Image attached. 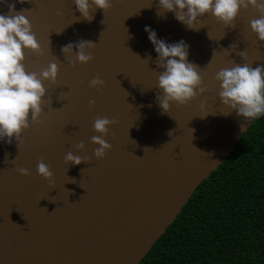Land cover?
<instances>
[{
  "label": "water",
  "instance_id": "water-1",
  "mask_svg": "<svg viewBox=\"0 0 264 264\" xmlns=\"http://www.w3.org/2000/svg\"><path fill=\"white\" fill-rule=\"evenodd\" d=\"M13 2L16 11L29 9L43 49V55L26 50V70L56 62L59 73L55 84L44 81L41 123L24 130L22 144L0 140V264H137L252 121L235 110L225 114L214 77L233 61L243 64L237 53L244 50L246 62L264 65V41L249 24L259 13L241 9L234 28L208 13L204 26L192 30L172 12L157 16L159 0H112L91 22L73 0H0V13ZM145 26L167 43L189 45L188 60L199 66L206 93L163 111L156 101L163 69ZM80 40L96 43L89 49L94 58L73 66L75 56L65 57L61 48ZM93 77L105 81L100 91L89 86ZM97 117L118 121L109 126L112 147L104 158L94 156L98 145L91 143L100 135ZM68 151L90 162L67 163ZM41 157L55 187L37 173Z\"/></svg>",
  "mask_w": 264,
  "mask_h": 264
},
{
  "label": "clouds",
  "instance_id": "clouds-1",
  "mask_svg": "<svg viewBox=\"0 0 264 264\" xmlns=\"http://www.w3.org/2000/svg\"><path fill=\"white\" fill-rule=\"evenodd\" d=\"M19 2L23 4L26 0ZM27 2L31 3L32 0ZM73 2L82 17L89 22L94 19L96 9H102L105 13L112 7V0ZM250 6L259 13L258 18L250 20V29L259 41H264V0H159L157 16L163 17L166 12H172L175 19L185 24L188 29L199 30L200 27L197 28V25L203 27L202 18L210 13L225 27L234 28V21L241 9L247 10ZM8 8L7 14L0 13V140L6 138V142L11 144L14 138L19 145L23 143L24 130L30 128L32 124L41 123L42 105L47 93L44 81L55 84L59 66L56 62H49L48 66L39 72L26 70V50L43 55V49L32 30V23L25 15L29 9L16 11L15 2L8 4ZM56 14L62 15V11L57 9ZM144 30L148 33V39L157 53L155 63L158 68L163 69L157 77L156 88L160 91L157 93L156 101L164 112L169 113L173 103L186 105L208 91L199 66L188 60L189 45L184 40L167 43L159 39L150 26H145ZM95 47L96 43L93 41L80 40L62 46L61 52L65 57L75 56L74 60L69 59V63L74 66L77 62L86 64L93 60L89 49ZM236 47V44L230 46L233 50ZM237 54L245 61L243 64H236L233 61L232 67L221 68L215 74L214 78L219 82L218 97L221 104L229 109L225 114L235 110L236 114L245 120H254L264 115V65L253 67L246 62V50ZM88 83L90 87L100 91L105 81L93 77ZM89 104H95V100H90ZM204 107L205 102H201L200 108ZM116 123L118 121L115 118H95L93 128L95 132L100 133L91 137V143L98 145L94 149L95 157L104 158L107 150L111 149L112 145L105 137L109 135V126ZM84 147L83 141L76 144L78 150ZM64 159L65 162L74 165L90 162L72 151H68ZM16 171L21 175H30L29 169L24 167H17ZM37 173L48 180L50 186L55 187L54 174L43 157L37 164Z\"/></svg>",
  "mask_w": 264,
  "mask_h": 264
},
{
  "label": "trees",
  "instance_id": "trees-1",
  "mask_svg": "<svg viewBox=\"0 0 264 264\" xmlns=\"http://www.w3.org/2000/svg\"><path fill=\"white\" fill-rule=\"evenodd\" d=\"M137 264H264V115L250 122Z\"/></svg>",
  "mask_w": 264,
  "mask_h": 264
}]
</instances>
